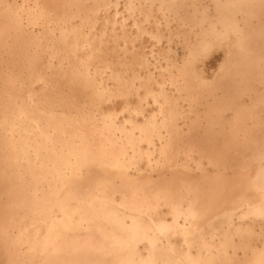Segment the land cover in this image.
Returning <instances> with one entry per match:
<instances>
[{"label": "bare ground", "instance_id": "1", "mask_svg": "<svg viewBox=\"0 0 264 264\" xmlns=\"http://www.w3.org/2000/svg\"><path fill=\"white\" fill-rule=\"evenodd\" d=\"M254 252L264 0H0V264Z\"/></svg>", "mask_w": 264, "mask_h": 264}, {"label": "rangeland", "instance_id": "2", "mask_svg": "<svg viewBox=\"0 0 264 264\" xmlns=\"http://www.w3.org/2000/svg\"><path fill=\"white\" fill-rule=\"evenodd\" d=\"M158 74L157 75H155V74H153V73H151L150 72V75L148 76V79L149 80H156V81H158L159 79L160 80H163L164 78H166V76L164 75V74H162V72H157ZM155 75V76H154ZM165 76V77H164ZM101 109H105V107H101ZM243 236V235H242ZM256 255V253L254 252V254H253V257L251 258V259H249V260H247V259H244V261L242 260V261H240V260H235V262L233 263V264H247V263H249V264H255V263H258L257 261H256V258L254 257ZM252 261V262H251Z\"/></svg>", "mask_w": 264, "mask_h": 264}]
</instances>
